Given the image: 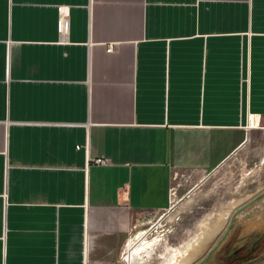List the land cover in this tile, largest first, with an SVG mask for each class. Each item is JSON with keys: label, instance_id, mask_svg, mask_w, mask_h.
Segmentation results:
<instances>
[{"label": "crops", "instance_id": "0c3cea01", "mask_svg": "<svg viewBox=\"0 0 264 264\" xmlns=\"http://www.w3.org/2000/svg\"><path fill=\"white\" fill-rule=\"evenodd\" d=\"M251 119L264 0H0V264H116Z\"/></svg>", "mask_w": 264, "mask_h": 264}, {"label": "rangeland", "instance_id": "374dc122", "mask_svg": "<svg viewBox=\"0 0 264 264\" xmlns=\"http://www.w3.org/2000/svg\"><path fill=\"white\" fill-rule=\"evenodd\" d=\"M172 194L161 210L139 217L116 264H196L221 237L202 264H264V121L202 182ZM251 200L223 236L231 214ZM142 243L146 250L132 259Z\"/></svg>", "mask_w": 264, "mask_h": 264}, {"label": "water", "instance_id": "95a60500", "mask_svg": "<svg viewBox=\"0 0 264 264\" xmlns=\"http://www.w3.org/2000/svg\"><path fill=\"white\" fill-rule=\"evenodd\" d=\"M258 197H259V196L255 197L254 199H256V198H258ZM254 199H253V200H254ZM253 200H251L250 202L244 204L243 206H241L240 208H238L237 210H235V211L231 214V216H230V218H229L228 226H227L226 230L224 231L223 236H224L225 233L227 232V229H228V227H229V225H230V223H231V220H232V218L234 217V215H235L238 211H240L241 209H243L245 206H247L249 203H251ZM222 238H223V237H221L220 240H219L214 246H212V247L207 251V253L204 255V257H203L199 262H197L196 264H202V263L208 258V256L210 255V253H212V252L215 250V248L218 246V244L220 243V241H221Z\"/></svg>", "mask_w": 264, "mask_h": 264}, {"label": "bare ground", "instance_id": "6f19581e", "mask_svg": "<svg viewBox=\"0 0 264 264\" xmlns=\"http://www.w3.org/2000/svg\"><path fill=\"white\" fill-rule=\"evenodd\" d=\"M252 121H254V120H250V122H249V124L252 122ZM255 125V124H254ZM253 125V126H254ZM256 126V125H255ZM210 237H211V235H210ZM205 241V240H204ZM200 245V244H199ZM202 245V244H201ZM146 248H147V245L145 244V243H142L141 245H139V247L138 248H136L135 250H134V252L132 253V255H131V258L132 259H134V257L136 258V259H138L139 258V256L141 255V253L142 252H144V250H146ZM130 262V261H129Z\"/></svg>", "mask_w": 264, "mask_h": 264}, {"label": "built area", "instance_id": "2783aa9c", "mask_svg": "<svg viewBox=\"0 0 264 264\" xmlns=\"http://www.w3.org/2000/svg\"><path fill=\"white\" fill-rule=\"evenodd\" d=\"M110 51H111V46H107L106 52L109 53ZM92 163L95 165H104L105 161L102 159H94V160H92ZM169 195L172 196L173 195L172 192H169Z\"/></svg>", "mask_w": 264, "mask_h": 264}]
</instances>
